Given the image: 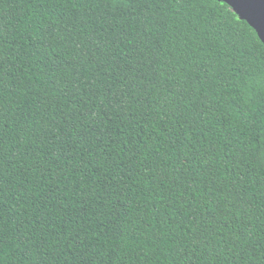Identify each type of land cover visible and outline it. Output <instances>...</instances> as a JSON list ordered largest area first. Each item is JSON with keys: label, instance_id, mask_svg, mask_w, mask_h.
<instances>
[{"label": "trees", "instance_id": "obj_1", "mask_svg": "<svg viewBox=\"0 0 264 264\" xmlns=\"http://www.w3.org/2000/svg\"><path fill=\"white\" fill-rule=\"evenodd\" d=\"M0 264H264V44L217 0H0Z\"/></svg>", "mask_w": 264, "mask_h": 264}, {"label": "water", "instance_id": "obj_2", "mask_svg": "<svg viewBox=\"0 0 264 264\" xmlns=\"http://www.w3.org/2000/svg\"><path fill=\"white\" fill-rule=\"evenodd\" d=\"M226 3L254 29L264 44V0H217Z\"/></svg>", "mask_w": 264, "mask_h": 264}]
</instances>
